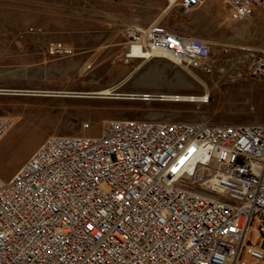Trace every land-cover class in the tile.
I'll return each mask as SVG.
<instances>
[{
  "label": "built area",
  "instance_id": "1",
  "mask_svg": "<svg viewBox=\"0 0 264 264\" xmlns=\"http://www.w3.org/2000/svg\"><path fill=\"white\" fill-rule=\"evenodd\" d=\"M205 1L172 4L190 14ZM221 1L232 21L264 4ZM123 39L125 64L166 54L231 83L264 79V49L243 48L237 70L159 23L127 25ZM47 53L73 55L58 42ZM11 125L0 116V140ZM251 225L264 241V123L111 120L98 135L48 136L0 178V264H264Z\"/></svg>",
  "mask_w": 264,
  "mask_h": 264
},
{
  "label": "rangeland",
  "instance_id": "2",
  "mask_svg": "<svg viewBox=\"0 0 264 264\" xmlns=\"http://www.w3.org/2000/svg\"><path fill=\"white\" fill-rule=\"evenodd\" d=\"M172 3L0 0V116L12 119L0 140L2 180H9L48 136L98 135L111 120L264 123V79L245 76L231 83L163 57L122 61L127 25L159 23L199 38L218 65L237 70L247 65L243 48L264 49V4L250 18L232 21L221 0H206L190 14ZM54 42L73 55L50 57L47 48ZM117 84V98L85 97ZM31 91L52 94H27ZM204 96L206 103L196 102ZM246 243L264 249L253 225Z\"/></svg>",
  "mask_w": 264,
  "mask_h": 264
},
{
  "label": "water",
  "instance_id": "3",
  "mask_svg": "<svg viewBox=\"0 0 264 264\" xmlns=\"http://www.w3.org/2000/svg\"><path fill=\"white\" fill-rule=\"evenodd\" d=\"M121 84H117L115 86H112L111 88H109L110 93H103L102 91H98V92H93V93H89L87 94L85 97L87 98H91V99H112V98H117L119 95L117 93H115L114 91L120 86ZM123 97H126L125 99H133V98H137L140 96H134V95H124ZM141 98H149L148 96H141ZM160 99H163L162 97H160Z\"/></svg>",
  "mask_w": 264,
  "mask_h": 264
},
{
  "label": "bare ground",
  "instance_id": "4",
  "mask_svg": "<svg viewBox=\"0 0 264 264\" xmlns=\"http://www.w3.org/2000/svg\"><path fill=\"white\" fill-rule=\"evenodd\" d=\"M169 1H170V3L173 2V0H169ZM247 27H248V24H242V29L245 30V28H247ZM156 57H163V58L169 59L170 61H172L175 64L180 65L178 59L171 57V56H167L166 54H157ZM0 92H2V91H0ZM102 92L103 93H110V90L107 89V90H104ZM27 94H29V95H46V94H52V93L51 92H43V91H41V92L40 91H31V93H27ZM192 100H194V99H192Z\"/></svg>",
  "mask_w": 264,
  "mask_h": 264
}]
</instances>
